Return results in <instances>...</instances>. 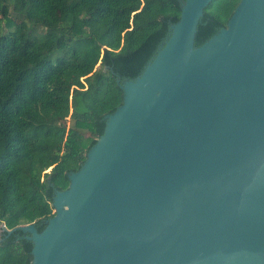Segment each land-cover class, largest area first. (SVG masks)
Returning <instances> with one entry per match:
<instances>
[{"label":"water","instance_id":"water-1","mask_svg":"<svg viewBox=\"0 0 264 264\" xmlns=\"http://www.w3.org/2000/svg\"><path fill=\"white\" fill-rule=\"evenodd\" d=\"M212 0L179 21L56 191L31 264H264V0L195 46Z\"/></svg>","mask_w":264,"mask_h":264},{"label":"trees","instance_id":"trees-1","mask_svg":"<svg viewBox=\"0 0 264 264\" xmlns=\"http://www.w3.org/2000/svg\"><path fill=\"white\" fill-rule=\"evenodd\" d=\"M182 0H0V222L35 224L54 216L103 134L104 116L179 21ZM240 0H212L195 46L226 27ZM41 28L40 34H33ZM32 244L16 231L0 238V264H31Z\"/></svg>","mask_w":264,"mask_h":264},{"label":"built area","instance_id":"built-area-1","mask_svg":"<svg viewBox=\"0 0 264 264\" xmlns=\"http://www.w3.org/2000/svg\"><path fill=\"white\" fill-rule=\"evenodd\" d=\"M8 230H10L9 228H7V226L5 225V223L0 222V238L3 234H5Z\"/></svg>","mask_w":264,"mask_h":264},{"label":"rangeland","instance_id":"rangeland-1","mask_svg":"<svg viewBox=\"0 0 264 264\" xmlns=\"http://www.w3.org/2000/svg\"><path fill=\"white\" fill-rule=\"evenodd\" d=\"M28 28H29V30L32 31L33 34H40L41 33V28L34 29V27L31 25H28Z\"/></svg>","mask_w":264,"mask_h":264}]
</instances>
